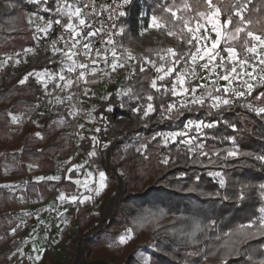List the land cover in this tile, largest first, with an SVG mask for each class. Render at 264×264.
<instances>
[{"label": "trees", "instance_id": "1", "mask_svg": "<svg viewBox=\"0 0 264 264\" xmlns=\"http://www.w3.org/2000/svg\"><path fill=\"white\" fill-rule=\"evenodd\" d=\"M40 0H0V55L32 45L40 34L28 31L25 9ZM220 10L224 29L241 28L233 41L219 50L233 49L239 59H250L248 51L257 37L264 39V0H137L129 19L124 20L123 41L141 44L142 22L162 21L184 41L182 48L142 45L145 57L173 72L156 82L157 74L141 60L119 70L118 82L125 94L106 91L95 111L99 130L90 136L84 127L87 151L98 145L92 162L103 170L106 187L98 207L85 202L74 211L75 233L63 229L60 243L65 261L54 259L45 249L37 264H143L137 249L120 248L117 256L104 261L88 260L89 247L105 237L116 239L126 231L146 235L154 242L149 264H202L205 259L227 264H264V81L249 93L235 97L224 90L213 95L231 98L229 104L214 107L206 99L200 104L171 108L177 97L173 83L197 48L192 28ZM144 10L146 15L144 16ZM141 46V45H140ZM170 49L174 50L168 57ZM59 58L42 50L24 66L0 74V264L22 244L25 229L17 215L30 202H46L56 190L70 196L79 188L69 178H49L60 162L76 161L70 136L57 120L70 118L65 102L47 112L41 125L32 121L47 96L35 74L58 68ZM201 74V71L198 73ZM93 77L91 78L90 84ZM156 85L158 86H155ZM187 93L200 87L199 76L186 81ZM95 97V96H94ZM150 107V112L146 113ZM24 112L19 125L11 115ZM202 121L199 131L191 128L196 149L181 146L183 137L169 146L162 136L185 131L189 122ZM146 138V152L139 161L128 156L125 147ZM95 140V141H94ZM231 153H235L232 155ZM8 158L15 159L25 181V202L18 200L14 177L5 174ZM60 161V162H58ZM35 175L29 181V167ZM58 172V171H57ZM41 199V200H40Z\"/></svg>", "mask_w": 264, "mask_h": 264}, {"label": "rangeland", "instance_id": "2", "mask_svg": "<svg viewBox=\"0 0 264 264\" xmlns=\"http://www.w3.org/2000/svg\"><path fill=\"white\" fill-rule=\"evenodd\" d=\"M211 3L212 0H208ZM213 11L209 16H206L203 23L195 24L192 28H187L193 32V37L197 40V48L194 55L187 59L185 67L181 70L178 77L173 83L174 95L177 101L171 104V108L186 107L190 104H200L206 99L210 100L214 107H220L231 102V98L224 95H213L214 92L224 90L226 94H232L235 97L243 96L250 92L255 84L264 81V39L257 37L252 49L248 51L252 60L239 59L237 53L233 49H225L220 51V44L225 46L233 41L236 33L241 31V28H233L229 30V22L226 24L227 29L223 28L220 20V10L217 6H213ZM144 10L143 15H146ZM34 31H40L41 28L46 27V22H41L39 25H29ZM27 25L28 31L30 28ZM32 32V31H31ZM131 48V59L134 64L136 60H141V56L145 57L144 48L142 45L158 46L161 44L174 48H182L184 41L180 35L167 27L162 21L151 18L147 25L142 22L141 29V44L134 42L132 44L126 43ZM141 45V46H140ZM162 47V46H161ZM11 51V50H10ZM9 52V51H8ZM8 52L0 55V74L5 66V56ZM174 53L170 49L167 54L171 57ZM146 58V57H145ZM131 59L127 63L131 64ZM173 67L166 68L159 65L158 78L163 80L173 72ZM201 71V74L198 73ZM199 76L200 87L193 89L192 94L187 93L186 81L194 80ZM35 78L44 88L45 93H48L50 85L49 70H43L35 74ZM119 81V80H118ZM122 81L116 82L113 88L106 91H117L121 95L125 94L126 87H121ZM155 86L156 85L155 83ZM99 91L97 96L106 99L107 92ZM95 96V97H94ZM96 94L90 97L97 100ZM57 105H53L51 111ZM99 103L95 100L86 102L84 114L82 117V125L88 129L90 136H95L99 130V125L103 121H99L96 117L95 111ZM49 112L48 109L42 108L40 112L32 118V121L41 125L42 119ZM150 112V107L147 108L146 113ZM24 112L17 110L11 115L14 124L19 125L23 119ZM59 122L60 126L62 123ZM204 124L200 122H189L186 125L185 131H177L162 136L164 144L170 145L177 141L178 138L183 137L181 146L184 148L197 149L198 146L194 144V138L189 134L191 128L201 130ZM95 141V140H94ZM146 138L141 135L137 141L130 146L125 147L128 156L134 160L139 161L140 157L146 152ZM98 145L87 151L82 156L77 155L76 161L70 163L71 158L66 160L68 167L64 174L55 172L49 178L61 179L63 176L69 178L70 172H74L75 177L72 180L79 188V192L68 195L64 190H56L46 202H38L35 200L18 213L17 219L22 227L25 229V239L21 245L7 258L5 264H37L45 249L53 253V257L59 261H65V247L60 240L63 236V229L65 226L69 227L68 235L71 237L75 233L76 222L74 220V211L77 210L85 202H90L95 208L98 207L101 201V192L106 187V177L102 169L98 168L93 162L92 157L97 155ZM235 155V153H231ZM60 162V161H58ZM5 174L14 177L15 182L7 184L8 186H15L18 200L25 202L24 194L25 181H18L17 175L20 171L16 166V161L13 158H8L5 163ZM30 175V174H29ZM1 177V176H0ZM41 200V199H40ZM112 239L105 237V240L89 247L88 260H104L108 261L117 256L120 248L131 245L137 249V257L143 264H149L152 256L156 250L154 242L146 235H136L131 231H126L119 237ZM202 264H227L224 261L205 259Z\"/></svg>", "mask_w": 264, "mask_h": 264}, {"label": "built area", "instance_id": "3", "mask_svg": "<svg viewBox=\"0 0 264 264\" xmlns=\"http://www.w3.org/2000/svg\"><path fill=\"white\" fill-rule=\"evenodd\" d=\"M137 0H40L25 9L28 26L47 23V28L30 31L40 34L35 42L5 56V67L24 66L42 50L61 60L58 68L49 70L50 85L43 108L69 105L70 118H60L70 136L77 155H84L82 117L89 96L109 90L118 82V72L128 67L131 48L123 41L124 20L129 19ZM146 68L157 74L158 63L141 56ZM92 82L90 84L91 78ZM199 150L196 149V152ZM68 164L60 162L58 173L64 174ZM30 175L35 168H29Z\"/></svg>", "mask_w": 264, "mask_h": 264}, {"label": "crops", "instance_id": "4", "mask_svg": "<svg viewBox=\"0 0 264 264\" xmlns=\"http://www.w3.org/2000/svg\"><path fill=\"white\" fill-rule=\"evenodd\" d=\"M123 69V68H122ZM16 165H17V163H16ZM29 168H34L33 166H30ZM55 172H57V171H54V172H52L51 174H54ZM19 173H20V171L18 172V175H19ZM17 175V176H18ZM34 175L35 174H33V175H29V181H32L33 179H34Z\"/></svg>", "mask_w": 264, "mask_h": 264}]
</instances>
